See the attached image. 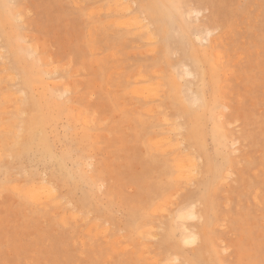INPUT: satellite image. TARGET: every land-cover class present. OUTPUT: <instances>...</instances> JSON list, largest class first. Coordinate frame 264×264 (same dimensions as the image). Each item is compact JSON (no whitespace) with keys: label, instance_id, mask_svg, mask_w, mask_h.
<instances>
[{"label":"bare ground","instance_id":"1","mask_svg":"<svg viewBox=\"0 0 264 264\" xmlns=\"http://www.w3.org/2000/svg\"><path fill=\"white\" fill-rule=\"evenodd\" d=\"M95 1L100 5L92 12L88 9L89 16L94 19L105 13L113 19L94 28L98 36L88 30L91 37L85 45L87 50L93 51L98 41L110 46L115 38L129 36L159 44L153 51L142 53L152 54L149 71L133 67V74L120 72L122 79L115 82L122 88L135 85L130 87L131 94L139 107H120V101L126 98L121 99L113 90L108 89L112 94L105 92L99 81L95 96L72 99L73 93L85 88L70 79L77 72V59H58L41 47L36 37L26 34L24 22L35 12L32 0H0V99L8 104L0 117V190H14L21 204H31L30 210L21 207L17 213L25 222L39 226L51 217L71 233L59 238L42 230L37 233L38 239L23 243L0 219V243L8 248L0 264H13L11 260L14 264H264V256L254 252V246L259 251V245L253 242V233H247L253 232V224L242 211L246 196L255 205H264V192L253 188L248 175L264 176V157L259 156L256 168L252 164L260 148L257 134L264 138V121L253 131L251 113L243 105H239L244 110L242 115L239 110H231L218 86L217 74L224 66L214 64L211 55L195 44L199 41L217 48L214 36L221 25L210 18L216 11L214 1ZM113 26L115 32L110 31ZM21 28L25 30L21 32ZM219 53L217 62L223 55ZM224 75L227 77V72ZM47 78L55 79L51 80L54 97H67L63 104H57L58 116L70 107L69 123H83L81 143L91 145L95 154L101 151L102 142L110 147H127L131 141L139 144L134 146V158L142 166L141 173L123 177L124 182L135 185L133 195H123L121 187L126 184L115 173L113 162L97 159L84 146L79 147L69 165L72 153L64 143L68 137L64 135L61 140L53 129L57 118L49 111L50 93L42 91L41 83ZM113 112L120 114L118 122H109L107 114ZM97 127L106 133L93 132ZM37 136L55 168L38 176L27 165ZM60 142L65 144L62 150L58 149ZM140 145L145 155L139 154ZM7 158L16 160L20 169L13 171ZM156 167L160 171L154 174ZM260 180L264 183V177ZM221 186H225L223 201L217 203ZM119 209L124 218L118 216ZM231 221L241 225V242H246L238 256L223 263L219 251L227 252L235 243L240 244L236 237L228 236ZM224 226L225 237L215 236L220 231L211 234L212 229ZM24 227L31 231L26 223ZM147 240H153L156 249L152 251ZM73 249H80L78 258ZM119 253L126 255L120 259Z\"/></svg>","mask_w":264,"mask_h":264},{"label":"rangeland","instance_id":"2","mask_svg":"<svg viewBox=\"0 0 264 264\" xmlns=\"http://www.w3.org/2000/svg\"><path fill=\"white\" fill-rule=\"evenodd\" d=\"M213 1L216 11H212L210 18L215 24L221 25L220 29L217 30L214 36L216 40L218 39L217 48L212 49L213 44L208 45L199 41H196L195 44L201 50L206 51L209 56L211 55L214 64L221 67L224 66V69L220 70L217 74L218 86L219 90L222 92V99L231 106V110L236 109L241 111V115L244 110L242 108L239 109V105H243L245 110L251 113V128L255 131L259 124H262V121H264V0ZM95 3V0H32V6L35 9V12L31 13L24 22L28 27L25 32L31 37H36L38 41H40L42 45L41 47L48 48V50L53 52L54 56L58 57V59L60 58L64 61H68L70 59L69 57L74 58L75 60L77 59V66L74 67L77 72L74 73L73 77L70 79L83 84V87L85 88L79 90L78 93H73L71 95L72 99H77L80 96L82 97V95L88 96V98L95 96L94 94L99 90L97 87L99 81L105 92L112 94L109 90H113L117 94L119 92L118 95L121 99L126 98V101L120 99V107L121 105L124 106V108L139 107L137 102H134L136 100L131 94L132 89L130 87H134L135 85H125L122 88V86L119 87L116 85L115 82L118 81V79H122L120 72L133 74L135 68H145L149 71L153 61L152 54L151 52H146V54L142 53H145L144 51L146 50L150 51L151 49H156L159 44L142 42L129 36L122 40L115 38L110 46L109 43L98 41L95 44L93 51L89 49L88 51L85 45H88V39L91 37L90 32L91 34L93 33L92 35L96 36L98 30L94 28H99L97 25L101 22H107L110 21V19H113V17H107L105 13L101 15L98 14L94 19V16L90 17L87 11L90 10L92 12V10H95L93 8L99 7L100 5L99 3ZM95 24L96 26H94ZM115 27L116 26L111 27L110 31L115 32ZM24 30V28H21V32ZM88 30H90V32ZM151 46H155V48H151ZM83 50L88 51L87 54H84ZM122 50H124V52ZM80 51H82V54ZM112 51L114 52L112 53ZM217 51H219L221 55L223 54L220 62H217ZM112 55L116 57L114 58ZM27 63L29 62L27 61ZM105 65H107V67L103 70ZM121 67L123 69L118 70ZM81 68L85 69L82 71ZM98 68L102 72L97 70ZM224 72H227V77H225ZM96 73H101V76H96ZM47 79L44 80L43 84L41 83V86L44 85L42 91L50 93L48 100L49 111L50 113L53 112L54 118H57V124H54L53 129L58 133L60 139H63L64 135L68 137L67 141L64 143L67 144L69 150H71L72 157L68 160V163L72 166V161L76 159L80 146H84L89 152L94 151L92 150L91 145L87 146L81 143V133L84 129L83 123L81 121L69 123L67 115L70 111V107L68 104L65 105L66 109L69 107L67 113L66 110H64V113L61 116H58L57 104H63L67 97H54L52 95V81L55 79ZM126 88L128 89V92L126 91ZM89 95L93 96L90 97ZM133 102L135 104H133ZM129 103L131 106H129ZM127 105L129 107H127ZM7 106L8 104H3L0 99V117L5 114L2 108ZM99 111L102 113V108ZM107 116H109V122H118L120 118L118 112H113L110 115L107 114ZM209 125L211 126V121H209ZM67 128L69 129L68 134ZM98 128L99 127L94 128L93 132L98 131L99 135H104L106 133L105 129ZM127 137L130 139V136L127 135ZM257 141H259L258 147L260 148L252 157L253 168L257 167L258 161L260 160L259 156H261V158L264 157V138L260 134H257ZM207 142L209 147L212 148L210 138L207 139ZM64 143H58L59 150L65 148ZM32 144L31 152L27 158L28 168H30L36 176L40 173H42L40 175H43L46 172L48 173L55 170L52 164L51 155L43 148V146H41L38 136ZM137 145L139 144H136L135 141H131L127 147H122L123 145L119 144H114L110 147L107 142H102L99 154H95L94 152L97 159L113 162L112 165L116 170L115 173L120 175L121 183L126 184L121 187V190L123 195L127 197L133 195L136 189L135 185L130 184L131 182H124L123 177L131 178L132 174H137L138 176L142 169V166L137 164L134 158V146ZM138 147L139 154L145 155L146 150L144 147L141 145ZM246 148L252 149L251 145H247ZM108 149H110V151ZM7 160L10 161L13 171H16L17 167L20 169L16 160L13 161L10 158H7ZM253 168L252 170H255ZM159 171V167H156L154 174ZM248 175L251 182H253V188L264 192V183L260 180L264 176H250V173H248ZM224 188L225 186H221L219 190H217V203L223 201L222 195L224 193ZM76 193L78 196L81 195V189L77 190ZM96 196L98 197L97 193ZM242 204L244 215L248 218L247 220L253 224V232L247 231V233H253V242L259 245V251H257L256 246H254V252L264 256V205L260 204V207L255 205L249 196L244 198ZM21 207L30 210L31 204H21L18 201L17 194L14 190H0V219L8 223L9 232H14L13 235L15 237L17 236L23 243L32 242L38 239L37 236L40 235H37V233L42 230H48L49 235L51 233L52 236L55 235L59 238L64 237L65 233H67L66 229L52 220L51 217H46L47 221L44 223L41 222V225L39 226L35 223L25 222V219L22 218L21 215H17ZM117 211L118 216L124 218L123 210L119 209ZM24 223L31 228V231L25 230ZM228 225L232 229L231 233H233V235L230 233L228 236H231V239L236 237L240 244L235 243V245L230 248V251H219L218 258L223 263L236 255L238 256L240 254V247H243L246 242H241L242 237L244 238V231L241 229V225H239L238 222L231 221ZM36 229L38 230L32 235L31 233ZM223 230H226L225 226L223 229H212L211 234L215 235L216 232L220 231V234L215 236L225 237ZM67 234L70 235V231H68ZM225 239L227 240V237ZM147 241V244L151 245L152 251L156 249L157 245L153 240ZM16 242H18L17 244L20 246V242ZM46 243L47 242H44V245ZM188 249V246H184L185 252L192 255V252ZM78 251L80 252V249H77V251L75 249L72 250V252L76 253L75 256L77 258L79 257ZM0 252L2 253L0 257L8 255V248L4 243H0ZM113 255L115 257L117 256L116 253ZM119 255H121L120 259H122L126 253H119ZM80 258L83 259V255ZM111 258V263H113L114 257L112 256ZM257 258L259 259L260 256ZM85 261L87 262V260ZM11 263L14 264L12 260ZM83 264H85V262Z\"/></svg>","mask_w":264,"mask_h":264}]
</instances>
